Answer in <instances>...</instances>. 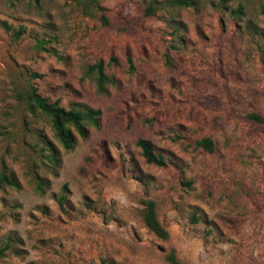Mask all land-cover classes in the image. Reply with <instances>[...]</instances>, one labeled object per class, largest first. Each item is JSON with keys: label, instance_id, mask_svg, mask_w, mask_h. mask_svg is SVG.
<instances>
[{"label": "rangeland", "instance_id": "rangeland-1", "mask_svg": "<svg viewBox=\"0 0 264 264\" xmlns=\"http://www.w3.org/2000/svg\"><path fill=\"white\" fill-rule=\"evenodd\" d=\"M32 84L97 113L89 136L64 149L19 97ZM249 112L264 115V0H0V176L18 182L0 187V264H171L172 250L264 264V123Z\"/></svg>", "mask_w": 264, "mask_h": 264}, {"label": "trees", "instance_id": "trees-1", "mask_svg": "<svg viewBox=\"0 0 264 264\" xmlns=\"http://www.w3.org/2000/svg\"><path fill=\"white\" fill-rule=\"evenodd\" d=\"M174 3L179 6L194 7L197 4V0H174ZM99 8L104 10L101 6H99ZM102 19L105 24L108 23V19L105 16H103ZM90 71H97L100 86L104 87V84L109 77L104 70L103 63L98 62L92 65L90 67ZM42 76L43 75L39 73L34 74V77ZM19 97L25 101L28 109L32 113H39L51 122L58 142L66 150H71L75 147L78 140L77 135L83 139L89 136V123H97V113L93 111L85 112L81 109L67 108L59 101H51L49 98L40 93L36 85L32 84L24 94H19ZM246 117L253 122L264 123V115L259 112H249L246 114ZM48 144V161L52 165L57 164L59 162L58 153L52 143L48 142ZM195 144L196 146H201L209 151H213L215 149V142L211 137L198 139ZM137 145L142 149V154L146 158L147 162L157 165L165 164L163 157L156 153L154 145L150 139L140 138L137 141ZM3 184L17 186L18 182L15 179L10 178V176L5 172H2L0 176V187ZM44 184V182L39 181L37 188L42 189ZM61 203L63 205V201H61ZM143 203L145 205L143 215L145 225L158 237L168 239L170 234L158 217L156 202L152 199H145ZM167 259L171 264H185L178 258L175 250H172L168 254Z\"/></svg>", "mask_w": 264, "mask_h": 264}]
</instances>
